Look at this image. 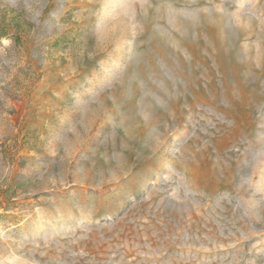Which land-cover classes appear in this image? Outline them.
<instances>
[{
    "label": "rangeland",
    "instance_id": "obj_1",
    "mask_svg": "<svg viewBox=\"0 0 264 264\" xmlns=\"http://www.w3.org/2000/svg\"><path fill=\"white\" fill-rule=\"evenodd\" d=\"M0 264H264V0H0Z\"/></svg>",
    "mask_w": 264,
    "mask_h": 264
}]
</instances>
